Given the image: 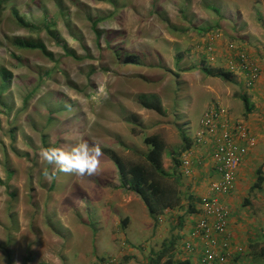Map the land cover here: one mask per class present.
Masks as SVG:
<instances>
[{"label":"rangeland","instance_id":"1","mask_svg":"<svg viewBox=\"0 0 264 264\" xmlns=\"http://www.w3.org/2000/svg\"><path fill=\"white\" fill-rule=\"evenodd\" d=\"M252 1L2 2L0 66L7 67L13 78L9 89L0 94V264H149V257L171 239L174 257H183L185 214L165 212L154 224L139 197L122 186L109 153L127 162H141L147 150L143 137L159 134L168 153L163 166L169 170L171 154L181 144L176 122L190 139L195 138L204 108L200 98L204 93L195 89L203 73L198 68L179 70L199 66L201 61L227 70L229 45L243 50L237 40L243 28L238 17L250 10ZM257 1L264 5V0ZM11 8L35 25H40L44 14H53L58 36L76 57L64 54L42 28L29 33L19 26ZM88 16L104 17L98 24L104 31L100 38ZM257 19L264 26V18ZM199 28L209 31L199 34ZM11 35L41 37L55 61L25 52L30 62L17 66L5 41ZM218 39L225 46H217ZM144 49L148 52L143 63L125 64ZM123 50L128 56L123 57ZM40 67L52 68L43 83L37 82L33 72ZM100 84H106L108 96L97 102L94 97ZM35 85L39 88L24 103ZM49 93L55 98L58 94L62 106L55 98L52 104ZM141 93L158 94L165 114L142 108L137 102ZM192 98L200 99L194 107ZM129 115L138 122L127 121ZM190 117L191 128L187 126ZM81 138L100 144L99 171L83 177L58 173L47 181L42 175L45 165L39 162L40 148H68ZM260 246L264 247V240ZM261 252L257 247L250 254L247 251L235 264H264Z\"/></svg>","mask_w":264,"mask_h":264},{"label":"crops","instance_id":"2","mask_svg":"<svg viewBox=\"0 0 264 264\" xmlns=\"http://www.w3.org/2000/svg\"><path fill=\"white\" fill-rule=\"evenodd\" d=\"M258 16L264 18V5L262 6L261 2L257 0L252 1L250 10L241 13L239 17L237 16L243 25V28L238 32L240 33L239 38L236 37L238 45L243 48L250 61L259 67L260 71L253 84L246 87L243 79L240 80L234 76H232V81H225L205 74H202L203 76L195 84V89L204 93V96L200 97L203 100L201 105L204 107L202 112L204 113L214 103L219 104L223 111L220 120L232 129L236 142L245 148L235 173L232 192L220 195L210 191V181L217 179L218 176L214 171L210 156L211 147L208 144L196 143L194 138H191V146L189 151L187 150L190 152L187 154L191 161L190 173L183 174L181 167L179 168L181 205L186 206L190 202V195L196 199L193 204L195 213L185 214V221L182 225L185 239L190 238L195 220L204 217L202 206L199 204L200 198L202 196H217L229 210L227 236L231 242L232 257L228 264H235L238 258L247 254V251L250 254L256 247L260 251L264 249L260 246L264 240V26L260 27ZM216 44L225 46L222 39H218ZM223 48L219 47V50L222 51ZM209 95L211 98L208 101L206 98ZM242 95L246 96L251 107L248 112L245 111ZM197 99L199 98H192L194 100L191 104L193 107L194 103L200 100ZM189 121L187 126L191 128L193 127L192 117L189 118ZM236 124L244 129V133L252 141V144L248 142L247 138L240 137L238 129L235 127ZM165 151L164 156L166 157L167 146ZM258 177L262 178V181L257 186L255 183ZM178 209L168 210L167 215H183L184 209L182 208L183 213L181 208ZM260 237L262 241H258ZM260 255L263 256L264 253L261 252Z\"/></svg>","mask_w":264,"mask_h":264},{"label":"trees","instance_id":"3","mask_svg":"<svg viewBox=\"0 0 264 264\" xmlns=\"http://www.w3.org/2000/svg\"><path fill=\"white\" fill-rule=\"evenodd\" d=\"M5 0H0V6L2 2ZM104 1V0H100ZM110 3L112 0H108ZM1 8V7H0ZM213 11H217V9L212 8ZM11 14L15 18L16 22L23 29L28 30L29 33L32 31H37L39 28H42L45 31V34L49 36L54 42L61 46L64 54L69 56H75L73 50L68 48L66 42L58 36V32L55 28L56 18L52 14L51 16L43 15L40 25H35L28 22L27 19L23 15H20L17 9L11 8ZM68 16V13H66ZM87 19L91 22L92 29L97 38H100L104 33L98 27L100 21L104 20L103 16L87 17ZM198 33H206L209 29H197ZM5 41L9 43V55L12 59L16 60L17 66H22L25 62H30L28 59H25L23 53L25 52H35L40 54L43 57L48 58L51 61L54 60V55L52 51H50L45 44L44 40L41 37L27 35H11L6 36ZM140 55L129 58L125 61V64H135L143 63V58L146 56L148 50H141ZM128 52L123 50V57L128 56ZM181 56H178L177 61L180 60ZM31 64V63H30ZM201 61L199 66L191 65L185 68H180L179 71H188L194 68L200 69V71L211 77H218L225 81H232L231 73L219 67H209ZM38 68V67H36ZM42 70H34L36 74L37 82L43 83L48 80L51 74V69L42 68ZM178 71V72H179ZM178 74V73H177ZM13 73L5 66H0V94L6 92L11 83H12ZM39 88L38 85L32 87V90L28 93V95L24 98V103L27 102L28 96H31L32 92ZM58 95V94H57ZM56 98L52 96V93H49L50 101L53 104V100L57 99V105L63 104V100L58 97ZM242 101L245 107V111L248 112L251 110L249 102L246 96L242 95ZM55 98V99H54ZM138 104L147 110L154 111L158 115L165 114V106L162 103V99L156 93H141L137 95ZM55 104V101H54ZM55 110H58L56 108ZM130 118V119H129ZM49 119L48 121H50ZM129 122H138L135 115H129ZM176 127L180 135L181 144L179 148L171 154V168L169 170L165 169L163 166V156L166 150L165 140L159 134H151L143 137V143L147 146V150L143 154V161L141 162H127L120 157H118L115 153L110 152V156L114 161L118 174L122 181V186H127V189L134 192L140 200L143 202L148 215L154 221V224L158 221L160 215L164 214L168 210H174L178 208L184 209V214H192L195 213L193 204L196 199L193 196H189V201L186 206L181 205V173L179 171L181 164V155L190 149L191 139L186 135L183 127L176 122ZM135 131L132 129V132ZM136 133V131L134 132ZM42 142H45V135H42ZM8 175H11V171L6 169ZM262 181V178L258 177L256 181V185ZM1 182V181H0ZM11 196L14 194L10 193ZM181 218V217H180ZM264 248V247H263ZM174 249V241L171 239L169 242L164 243L162 249H159L157 252L153 253L151 257H149V264H193L189 259L184 258H175L173 255ZM264 250V249H263ZM262 250V251H263ZM263 253V252H262Z\"/></svg>","mask_w":264,"mask_h":264},{"label":"built area","instance_id":"4","mask_svg":"<svg viewBox=\"0 0 264 264\" xmlns=\"http://www.w3.org/2000/svg\"><path fill=\"white\" fill-rule=\"evenodd\" d=\"M228 50L231 60L226 71L242 77L246 87L251 86L258 78L259 67L250 61L244 50L232 44ZM222 112L217 103L209 106L199 120L194 138L196 143L208 144L211 147L210 156L218 178L210 181L209 189L220 195L232 192L235 173L245 152V148L236 142L232 129L220 120ZM235 127L240 137L247 138L239 124ZM247 140L252 144L250 139ZM188 151L180 158L183 174L190 173L191 161L187 155L190 154ZM199 204L202 206L204 217L195 220L190 238L184 241L183 257H180L189 260L193 257L194 264H228L232 257L231 242L227 236L229 210L217 196H202Z\"/></svg>","mask_w":264,"mask_h":264},{"label":"clouds","instance_id":"5","mask_svg":"<svg viewBox=\"0 0 264 264\" xmlns=\"http://www.w3.org/2000/svg\"><path fill=\"white\" fill-rule=\"evenodd\" d=\"M107 96L106 84H100L94 99L99 102ZM102 155L99 143H89L83 138L68 148L41 147L38 152L39 162L45 165L42 175L49 182L53 181L58 173L80 177L96 174L100 169Z\"/></svg>","mask_w":264,"mask_h":264}]
</instances>
